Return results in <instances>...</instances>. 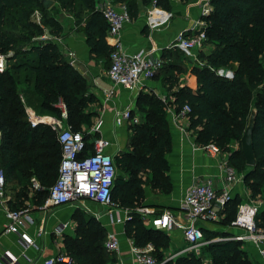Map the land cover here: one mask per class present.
Returning <instances> with one entry per match:
<instances>
[{
  "label": "trees",
  "instance_id": "16d2710c",
  "mask_svg": "<svg viewBox=\"0 0 264 264\" xmlns=\"http://www.w3.org/2000/svg\"><path fill=\"white\" fill-rule=\"evenodd\" d=\"M113 1L126 5L129 20L137 17L138 0ZM142 2L151 3V0ZM155 3L168 9L167 0H155ZM209 3L212 10L202 18L205 22L202 47L208 44L213 49L208 54L203 48L198 52L205 63L191 68L196 87L180 85L188 58L175 47L164 49L163 65L154 77L161 76L168 102L163 103L153 91L140 92L136 105L145 115V121L131 123L126 149L113 157L117 174L111 198L119 209L130 211L124 233L135 247L151 244L152 255L161 264H206L201 252L210 257V264H255L245 242L228 239L231 236L225 232L205 229L204 238L208 242L200 248V253L189 250L165 259L170 247L168 234L146 226L136 212L142 206L146 186L159 192L171 189L165 157L171 149L167 108L179 110L185 104L190 107L188 129L194 131L199 146L213 143L219 151L229 152L227 163L240 173L247 167L240 138L252 109H256L252 138L257 161L255 166L248 167L243 181L248 200L264 196V94L258 95L253 108L250 107L252 91L264 84V0H210ZM60 12L68 14L85 35L91 59L103 62L107 69L110 66L113 47L106 41L108 25L96 9L95 0H53L48 7L40 0H0V56L6 61L5 69L0 71V167L5 186L10 179L18 186L8 198L10 209L40 207L58 175L61 159L55 131L44 123L32 128L27 121L21 100L27 104L26 88L22 87L32 85L36 100L31 96L41 110L40 115L59 118L58 103L64 104L66 123L75 131L91 129L97 116L89 110L96 98L89 92L86 79L65 61L57 46L56 38L61 37L64 29L58 18ZM193 34L196 32H187L185 36ZM220 68L231 70L232 77L219 75ZM84 135L86 141L91 138L87 131ZM94 136L99 135L94 133ZM233 142L238 143V149L230 148ZM32 177L40 188L33 187ZM241 202L237 198L228 201L220 213L224 214L221 225L232 226ZM72 221L74 234L63 237L61 252L71 258L70 264L116 262L115 255L104 247L107 232L98 220L77 207ZM255 222L264 231V207L258 210Z\"/></svg>",
  "mask_w": 264,
  "mask_h": 264
},
{
  "label": "built area",
  "instance_id": "2783aa9c",
  "mask_svg": "<svg viewBox=\"0 0 264 264\" xmlns=\"http://www.w3.org/2000/svg\"><path fill=\"white\" fill-rule=\"evenodd\" d=\"M209 2L210 0H207L202 6L200 11L201 18L211 12L212 7ZM153 4L155 5V0H153ZM95 5L108 25L106 38L113 41V50L110 53V66L107 69V78L111 87L105 91L106 99L113 96L117 86L129 91L139 92L142 82L152 79L162 67L163 61L161 57L156 56L153 50H140L134 53H129L126 50L121 40V34L130 20L124 3H115L113 0H96ZM168 17L169 14L164 11L156 12L154 15L148 16L147 24L152 26V20L158 22ZM200 24L202 25L203 23ZM203 27L199 28L196 34L189 37L185 36V31L179 32L171 47L179 49L187 58H195L196 52L202 48L205 40ZM70 55L72 56V53ZM4 59L5 57L1 55L0 71L5 69L4 64H2ZM71 63H73V60H71ZM218 74L229 78L232 77V73L224 74L219 72ZM160 97L163 103L168 102V98L165 95H160ZM21 100L30 126L33 128L41 123L49 125L55 131L56 139L61 147L58 175L54 183L49 187L47 198L39 208L51 212L65 206H76L91 214V209L83 202L84 200L87 203L98 204L101 208H107L106 214L113 223H125L129 217V210L119 209L117 214L113 213V209H118V206L111 198L117 169L113 159L114 154L109 150L111 143L105 138L95 137L94 134H91V138L86 141L83 132L75 131L66 124V110L61 102L58 103L61 114L59 118H56L35 113L25 103L23 98ZM131 111L129 107L116 109L114 111V124L121 126L125 122L139 123V116L136 114L132 115ZM167 112L173 120H177L187 117L190 107L188 104H185L179 110L170 107L167 108ZM88 133L90 134L91 132ZM1 140L2 130L0 127V147ZM199 147L212 153L219 152V149L213 143ZM220 168L224 179L222 188H217L213 179L208 176L197 177L188 186L181 202L180 211L182 218L185 219L184 223L179 222L178 215L170 212H164L158 218L149 219L154 210L145 206L137 207L136 212L148 227L158 230L172 227L181 229L184 240L188 244L187 249L193 250L197 254L199 247L208 242L204 238L202 224L219 220L221 211L228 201L232 199L231 186L243 180L242 173L238 172L227 162L221 164ZM33 186L35 189L40 188L35 180ZM228 186L229 188H227ZM7 202L5 176L0 167V209L4 212L7 223L4 231L7 233L20 232L21 238L26 245L34 244L29 236L22 231V227L26 224H32L34 221L30 209H10ZM262 207H264V196L257 200L242 201L237 206L236 216L232 222V226L241 232L234 234L228 239L258 246L262 264H264V231L259 229L255 222V216ZM95 214H98V212H95ZM62 230L63 228H59L55 233L60 236L62 235ZM43 233V230L38 231V235ZM104 247L108 253L119 255L120 240L115 232H107ZM152 251L153 246L151 244L141 248L131 247L133 264H161L156 261ZM23 256L29 260L27 256ZM58 262L70 264L72 260L69 256L60 252L54 257L44 259L42 264H56ZM0 264H19L18 257L5 251L1 256Z\"/></svg>",
  "mask_w": 264,
  "mask_h": 264
},
{
  "label": "crops",
  "instance_id": "0c3cea01",
  "mask_svg": "<svg viewBox=\"0 0 264 264\" xmlns=\"http://www.w3.org/2000/svg\"><path fill=\"white\" fill-rule=\"evenodd\" d=\"M168 9L160 5L151 3H143L138 0V15L134 20H130L121 34V40L124 47L129 53H134L140 50H153L156 56L161 57L164 49H171L176 35L181 32H196L203 27L204 21L200 16L202 6L207 0H167ZM166 12L169 17L155 22L152 20V26L147 23L148 16L154 15L156 12ZM62 21H69L63 25V34L56 38V43L65 61L70 63L87 81L89 92L92 93L96 101L89 106V110L95 112L97 116L93 119V126L90 129L93 133L107 139L110 143V151L115 154L118 151L126 149V141L128 136V128L131 122H125L121 126L114 124V111L129 107L134 115H138L140 122L143 120V114L137 109V96L140 92L153 91L157 95H165L161 83V76L153 77L142 82L139 92L129 91L123 87H115L114 94L109 99L105 97V91L111 85L107 78V68L103 62L96 63L90 57V48L86 43V38L83 33L75 27L72 18L65 12H60ZM200 23H203L202 25ZM108 44L112 46V40L107 39ZM72 53V56L70 55ZM73 60V63H71ZM6 67V61L3 60ZM189 64L186 62L187 81L183 83L180 78V85L188 84L191 87H196L194 75L191 73ZM169 132L171 136V149L166 154L168 163L167 175L171 184L169 192H159L152 190L149 186L144 188V200L142 206L151 208L154 213L149 216L158 218L164 212L175 213L178 215L180 223H184L182 218L181 202L184 198L188 186L193 183L195 178L208 176L214 181L217 188H222L224 185L223 172L220 165L228 161L229 152L219 151L212 153L205 151L199 147L195 140V133L188 129V117L173 120L170 114L167 115ZM235 150L236 148H231ZM61 154V153H60ZM34 180L37 182L36 178ZM6 180L5 193H8V182ZM13 182V181H12ZM14 183V182H13ZM39 183V182H37ZM18 188H12L13 192ZM229 188V186L227 187ZM232 199L237 198L242 201L249 199L248 190L245 187L244 181L238 182L231 186ZM10 197V196H9ZM91 215L98 220L106 229V232L113 231L117 234L120 240V253L115 255L116 262L114 264H133V255L131 247L132 240L124 233V223L115 224L106 214V211L99 209L98 204L90 203ZM30 213L34 218L32 224H26L22 227L34 244L26 245L21 238L20 232H5L6 219L4 212L0 209V259L5 251L18 257L19 264H42V261L48 257H54L58 253L63 252V236H72L75 231V225L72 221V214L77 209L76 206H65L57 210L48 212L41 210L39 207L29 205ZM117 210V211H116ZM98 212V214H95ZM119 208L114 210L117 214ZM224 214H220L219 220L215 222H205L202 228L205 230L221 233H228L230 236L238 234L241 231L231 225H221V220ZM62 230V235H57V229ZM43 230L42 235H38V231ZM170 238V247L167 253L182 251L186 241L183 237V232L177 227L163 229ZM247 250L252 255L255 264H262L258 246L246 244ZM165 252V253H166ZM23 255L27 256V260Z\"/></svg>",
  "mask_w": 264,
  "mask_h": 264
},
{
  "label": "rangeland",
  "instance_id": "374dc122",
  "mask_svg": "<svg viewBox=\"0 0 264 264\" xmlns=\"http://www.w3.org/2000/svg\"><path fill=\"white\" fill-rule=\"evenodd\" d=\"M95 2H96V0H95ZM58 18H59V20H63L62 19V16H61V14L58 16ZM62 22V21H61ZM68 22L69 21H63V25H66V24H68ZM203 49H204V53L205 54H208L209 52H211L212 51V47L210 46V45H208V44H206V46L205 47H202ZM200 50H198L197 52H196V57L195 58H188V60H187V62H188V64H189V66L188 67H190V70H191V68H192V66L194 65V64H197V65H201V64H203V63H205V58H201L199 55H198V52H199ZM200 53V52H199ZM204 59V60H203ZM262 61H263V63H264V58L262 59ZM226 73V74H231L232 73V71L231 70H229V69H224V68H220V69H218L217 70V73ZM187 74H185L184 75V77L182 76V78H181V81L183 80V83H186V81H187V76H186ZM194 79H195V77H194ZM196 81V80H195ZM22 88H26V91H24V93H25V100H26V102H27V105L28 106H30L33 110H34V112L35 113H37V114H40L41 113V110L39 109V107H38V105H37V103L34 101V98H35V100H36V97L34 96V94H33V92L31 91L32 90V85L31 84H27V85H25V87L23 86ZM32 94H31V93ZM28 93H30V94H28ZM261 94H264V84H263V86H260L259 87V89H256V90H253L252 91V97H251V102H250V107H252L253 108V106H254V104H255V102H256V100L258 99V95H261ZM31 95H33L34 96V98L31 96ZM67 120L65 119V122H66ZM142 121H145V115H143V120ZM67 124V123H66ZM69 126H71L70 124H68ZM91 132L90 134H94L90 129H86V128H84L83 130H82V132H84V134H85V132ZM238 147H239V145H238V143L237 142H233L232 144H231V146H230V148H236V149H238ZM248 170V167H246L245 169H244V172L242 173V176L245 174V172ZM34 177H32L31 178V181L30 182H34ZM38 182V181H37ZM39 184V183H38ZM40 186V185H39ZM34 187V186H33ZM12 188H16V184L15 183H13L12 181L11 182H8V186H7V189H8V193H7V196H8V198H9V196H12V192L10 191V189H12ZM83 202H85L88 206H89V202L87 203L86 201H84L83 200ZM99 209H103V211H107V208H99ZM114 210L115 209H113V213H114ZM115 214V213H114ZM64 237V236H63ZM184 250H182V251H175V252H171V253H165V259H172V258H174L175 256H177V255H179V254H182V253H184L185 251H189V249H187L188 248V244H186V245H184ZM202 246H200L199 247V251H200V248H201ZM198 251V253H200ZM200 255H202V258H203V260H204V262L206 263V264H210V262H211V259H210V257L207 255V254H202V252L200 253Z\"/></svg>",
  "mask_w": 264,
  "mask_h": 264
},
{
  "label": "water",
  "instance_id": "95a60500",
  "mask_svg": "<svg viewBox=\"0 0 264 264\" xmlns=\"http://www.w3.org/2000/svg\"><path fill=\"white\" fill-rule=\"evenodd\" d=\"M44 6L48 7L53 3V0H40ZM256 116V109L253 108L248 119L246 127L240 138L241 151L245 159V165L247 167H253L256 165V156L253 149V129Z\"/></svg>",
  "mask_w": 264,
  "mask_h": 264
},
{
  "label": "bare ground",
  "instance_id": "6f19581e",
  "mask_svg": "<svg viewBox=\"0 0 264 264\" xmlns=\"http://www.w3.org/2000/svg\"><path fill=\"white\" fill-rule=\"evenodd\" d=\"M2 64H3V62H2Z\"/></svg>",
  "mask_w": 264,
  "mask_h": 264
}]
</instances>
